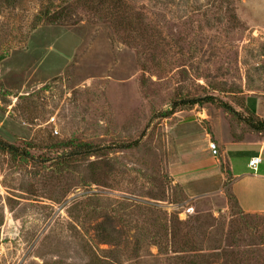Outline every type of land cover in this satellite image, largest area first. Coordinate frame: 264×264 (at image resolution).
I'll return each mask as SVG.
<instances>
[{"label":"rangeland","instance_id":"obj_1","mask_svg":"<svg viewBox=\"0 0 264 264\" xmlns=\"http://www.w3.org/2000/svg\"><path fill=\"white\" fill-rule=\"evenodd\" d=\"M96 2L0 0V264H174L184 245L153 244L171 222L197 253L264 264V215L237 213L222 156L258 135L242 106L264 121V0ZM49 3L70 8L39 22ZM68 140L102 149L68 166Z\"/></svg>","mask_w":264,"mask_h":264},{"label":"trees","instance_id":"obj_2","mask_svg":"<svg viewBox=\"0 0 264 264\" xmlns=\"http://www.w3.org/2000/svg\"><path fill=\"white\" fill-rule=\"evenodd\" d=\"M78 3V2H77ZM52 3L44 5L41 10L38 13L37 19L38 21H47L50 23H56L62 20L68 9L69 6H61L59 8H54L52 6ZM93 10L98 9L100 12L103 11L105 13H114L115 11L119 13V11L122 9V6L120 4V0H97V2L92 5ZM207 100L205 98H192V99H184L180 100L179 102H174L172 105V110H175L178 107L181 106H195V105H203ZM243 111H245L246 114H248L249 118L245 120L244 122L249 126L250 129H252L254 132H263L264 131V121L260 120L258 116L254 114V112H250L248 108L245 106H242ZM171 110V112H172ZM170 112H165L163 117H166ZM62 147L74 152H71L70 155H67L66 158L63 160H66L65 163L70 166L72 162L76 163L79 160L75 159L74 157H77L75 155H83L84 157H90V156H96L100 149L102 148H96L95 146H91L86 142H82L79 140H68L66 142L61 143ZM14 149V148H11ZM73 159V160H72ZM73 163V164H74ZM98 166L96 161L89 162L86 166L87 171L89 172L90 181L96 182L97 181V174L94 172L95 166ZM224 171L227 175H229L231 178V173L229 172L228 165L226 168H224ZM230 198L233 199L234 205H236V209L238 210V214L241 216H249V215H264L263 213H246L244 212L238 205V202L233 195L231 188H230ZM90 199V198H89ZM88 201H77L75 202L71 209L73 214L74 211L77 212V209H75L80 204H86ZM177 223V222H176ZM176 223L171 222L169 225H161L159 227L155 236V239L153 240V244L156 246H160L163 244L165 247V250H167V246L173 250L174 246L177 245H184V250L182 251H174L175 253H179L177 257L174 258L175 262L174 264H249L247 261V258H243L240 253L234 251L233 248L231 249H223L219 250L218 248H215L211 250L209 254H200L196 252V249H194V244L191 242H182V244L176 240H174L175 233L177 232V226ZM96 231L98 232L99 237V243L106 244V245H118V242L120 240V236L114 233L113 229L110 226V219L103 220L100 222L96 227ZM104 264L102 261L98 262V264Z\"/></svg>","mask_w":264,"mask_h":264},{"label":"crops","instance_id":"obj_3","mask_svg":"<svg viewBox=\"0 0 264 264\" xmlns=\"http://www.w3.org/2000/svg\"><path fill=\"white\" fill-rule=\"evenodd\" d=\"M258 102L252 108L256 114ZM222 153L232 176L231 191L239 207L246 213L264 214V131L258 135L231 137L222 143ZM261 159L256 169L249 167L252 158ZM241 158L240 166L233 163Z\"/></svg>","mask_w":264,"mask_h":264},{"label":"built area","instance_id":"obj_4","mask_svg":"<svg viewBox=\"0 0 264 264\" xmlns=\"http://www.w3.org/2000/svg\"><path fill=\"white\" fill-rule=\"evenodd\" d=\"M208 148H209V150L211 151V153L213 154V155H216L217 154V145H216V143L215 142H213V141H209V143H208ZM260 161H261V159L259 158V157H256V158H252L250 161H249V163H248V165H249V167H251V168H253V169H256L257 168V166H258V164L260 163ZM1 253V252H0Z\"/></svg>","mask_w":264,"mask_h":264}]
</instances>
